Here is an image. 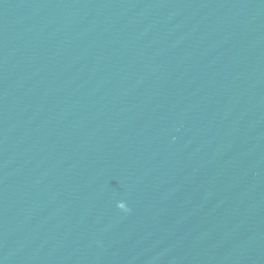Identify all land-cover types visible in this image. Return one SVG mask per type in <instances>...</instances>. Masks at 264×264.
Here are the masks:
<instances>
[{
	"label": "water",
	"instance_id": "95a60500",
	"mask_svg": "<svg viewBox=\"0 0 264 264\" xmlns=\"http://www.w3.org/2000/svg\"><path fill=\"white\" fill-rule=\"evenodd\" d=\"M0 264H264V0H0Z\"/></svg>",
	"mask_w": 264,
	"mask_h": 264
},
{
	"label": "clouds",
	"instance_id": "9594fccd",
	"mask_svg": "<svg viewBox=\"0 0 264 264\" xmlns=\"http://www.w3.org/2000/svg\"><path fill=\"white\" fill-rule=\"evenodd\" d=\"M122 207H124V206L122 205ZM124 211H125L126 213H128V212L130 211V209L127 208V207H124Z\"/></svg>",
	"mask_w": 264,
	"mask_h": 264
}]
</instances>
